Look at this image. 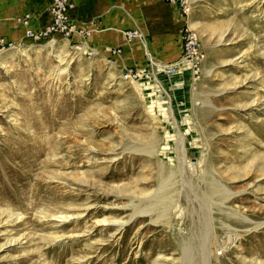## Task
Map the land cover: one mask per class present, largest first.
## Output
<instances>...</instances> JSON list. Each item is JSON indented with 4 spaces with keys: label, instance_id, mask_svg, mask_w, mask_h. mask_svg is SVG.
<instances>
[{
    "label": "rangeland",
    "instance_id": "obj_1",
    "mask_svg": "<svg viewBox=\"0 0 264 264\" xmlns=\"http://www.w3.org/2000/svg\"><path fill=\"white\" fill-rule=\"evenodd\" d=\"M31 1L0 0V188L26 175L0 195L1 211L22 213L0 214V264H202L203 238L209 264H264V0H159L161 22L129 3L124 31L151 54L132 43L127 62L87 41L108 3L70 15L69 36L33 38L22 20L42 29L51 1ZM185 28L199 39V72L162 77L152 65L178 60ZM53 145L58 160L46 161Z\"/></svg>",
    "mask_w": 264,
    "mask_h": 264
},
{
    "label": "crops",
    "instance_id": "obj_2",
    "mask_svg": "<svg viewBox=\"0 0 264 264\" xmlns=\"http://www.w3.org/2000/svg\"><path fill=\"white\" fill-rule=\"evenodd\" d=\"M36 2L37 0H32L31 6L37 8L38 5L36 4ZM72 2H73V8L70 11V15L73 18L75 17L77 19L86 18L87 16L86 12H90L93 10H99L100 4L102 2H106L109 4L110 12L102 16L101 21L103 23H98V25L96 24L95 28H92L90 26L87 27V32L90 34L87 41L93 45V48L95 47L94 49L102 51L105 54V56H108V55L111 56L109 51L112 50L113 48H116V49L120 48L121 54L117 56L116 59L117 60L120 59L125 62H127L126 58H128L127 48L131 46L132 43L134 42L136 43V39L144 38L143 36H140V37H137L135 41L134 40L128 41L126 39V36L124 35V32H125L124 30L127 28V25H128L127 23L129 21L127 20L129 3H132V4L135 3L137 8H140L141 5H144L141 7L143 9V12L145 13L148 12L150 17L155 16L159 22L163 21V19H160L161 17L160 10H163L164 8L160 7L159 0H139V1L135 0V2H132L129 0H72ZM33 7L31 8V11H33ZM106 21H109V22L106 23ZM24 27L32 31H36L35 29L30 28L31 27L30 19L29 17L27 18V15H26V24L24 25ZM147 27L150 28L149 32H151V34H154L156 36L159 33L158 30L153 28L154 25H152L150 20H149V23L147 22ZM80 34L81 33H79V35ZM134 44H133L134 48L132 46L129 47L130 50H134L138 48L137 46H134ZM169 53H170L169 51H165L163 53L164 55L162 54V56L165 58H169L171 57L169 56Z\"/></svg>",
    "mask_w": 264,
    "mask_h": 264
},
{
    "label": "bare ground",
    "instance_id": "obj_3",
    "mask_svg": "<svg viewBox=\"0 0 264 264\" xmlns=\"http://www.w3.org/2000/svg\"><path fill=\"white\" fill-rule=\"evenodd\" d=\"M72 10V6H71V8L69 9V11H68V14H69V17H70V11ZM191 26H193V25H191ZM74 32H77V30H74ZM124 35L126 36V39L129 41V40H131L132 41V39H130V37H131V35L129 36V34H127L126 32H124ZM199 40V39H198ZM53 41H54V39L52 38V39H50L48 42H47V44L49 45V46H53ZM135 41V40H134ZM136 42L139 44V45H141V48L142 49H144L145 51H147V53L149 52V54H151V52H150V46L148 45V43H147V41L144 39V38H140V39H136ZM135 43V42H134ZM138 45V46H139ZM56 57H58V62H59V65L56 67V69H57V71H58V74H60V73H62V72H64L65 70H66V67H63V68H61V67H59L60 65H62V64H65L66 63V60H65V57L62 55V54H57L56 55ZM148 57H150V55H148ZM178 62H176V60H175V63H172V64H162L161 63V65H159V64H156L155 63V61H154V64L152 65V66H157V68L159 69V75L160 76H165L164 74L165 73H167V74H173V73H175L176 71H179L181 68L180 67H178V68H176L174 65H178L177 64ZM67 66V65H66ZM174 67V72H170L169 70H167V68H173ZM161 71V72H160ZM142 72V71H141ZM143 73H145V72H143ZM140 75V74H139ZM143 75V74H142ZM142 75H140V76H142ZM143 79H145V78H143L142 77V79H140V80H143ZM29 137V136H28ZM41 143V142H40ZM57 143V142H56ZM59 143V142H58ZM53 144V143H52ZM177 147V146H176ZM1 148V147H0ZM37 148H38V146H37ZM57 146L56 145H53V147L51 148V152H50V156H49V158H48V160H46V161H55L56 162V159H57ZM28 149V148H27ZM4 151H7V150H4ZM177 152H178V154H179V164H182L183 163V156H184V148H183V146H182V143H180V144H178V147H177ZM11 153V155L12 156H18V157H20L22 154H23V151H22V149L21 148H16L14 151H12V152H10ZM32 153V152H31ZM33 154V153H32ZM32 154H30V155H32ZM27 155V154H26ZM10 156V155H9ZM29 156V155H28ZM30 157V156H29ZM59 157V156H58ZM187 158V157H186ZM58 160V159H57ZM90 159L88 158V161H89ZM190 160V159H189ZM28 162V161H27ZM190 162H191V160H190ZM192 163V162H191ZM13 165V164H12ZM19 166V165H18ZM263 172H264V170H263ZM48 173V172H47ZM5 176H0V180H4L5 178H4ZM22 178H21V180L22 181H16V182H13V181H11V184L9 185V186H6V187H1L0 188V195H2V194H6V193H11V192H13V193H15V192H17L18 190H20L25 184L23 183V179H26V175H23V176H21ZM48 177L50 178V179H52V180H55V179H57V180H59V181H61V179H63V178H61L60 177V172H57L56 171V173L54 174L53 172L52 173H50V174H48ZM63 177H64V175H63ZM8 178V177H7ZM66 181V180H65ZM228 192V191H227ZM228 194H232L231 192H229ZM34 195V194H33ZM23 197V196H22ZM22 200H23V198H22ZM9 206H5L4 207V209H2V211L0 210V214L2 213V216L4 217V219H3V222H6V223H8V222H10V223H12V222H14V221H16L17 219H19L20 217H22V213L21 212H15V211H13L11 208H8ZM1 208V207H0ZM57 213H60V214H57ZM38 214L40 215V217H39V219H41V218H43V217H54V218H58V219H61V220H64V219H66V217H68V215H69V212H67V211H62V212H56V213H54V214H46L43 210H41V211H39L38 212ZM1 220L2 219H0V223H1ZM102 221L103 222H107L108 220L107 219H102ZM111 221H113V220H111ZM55 223V222H54ZM123 221L122 222H118V225H117V227L115 228V233L116 234H119V232H121V228H122V225H123ZM205 225H206V227H207V230L210 228V222L207 220V222H205ZM59 235H50L48 238L50 239V241H52V240H54L55 238H57ZM19 237V236H18ZM18 237L16 238V236H11V237H9V238H7V240H6V242H8V243H10V242H15L17 239H18ZM228 240L225 242V243H223L222 245L221 244H218V246L216 247V251H218V250H221L219 253L221 254L222 252H223V250L224 249H226V248H228L229 246H230V244L232 243L231 241L233 240L232 238H231V236H228V238H227ZM203 242L201 243V248L203 249L204 247L206 248L205 250H202V264H209V259H210V256H211V253H210V247L208 246V245H206V239H204L203 238V240H202ZM49 242V241H48ZM193 257V258H192ZM190 259H187V260H185L184 261V263L183 264H198L194 259H195V257L194 256H192Z\"/></svg>",
    "mask_w": 264,
    "mask_h": 264
},
{
    "label": "built area",
    "instance_id": "obj_4",
    "mask_svg": "<svg viewBox=\"0 0 264 264\" xmlns=\"http://www.w3.org/2000/svg\"><path fill=\"white\" fill-rule=\"evenodd\" d=\"M49 15L50 19L47 24L40 30L32 31L30 29L25 30L26 37L37 38L44 35H50L53 33H59L63 36H69L74 32L75 27L71 23L68 11L72 4L70 0H50ZM26 17V16H25ZM23 24H26V19L23 18ZM203 60V53L200 48L199 40L196 34L187 28L182 30L181 35V48L178 56L177 66L186 69L191 72L192 75H197L199 72L200 64ZM170 72L173 68H167ZM134 75L132 70L123 73V78H129ZM137 75V74H136Z\"/></svg>",
    "mask_w": 264,
    "mask_h": 264
}]
</instances>
